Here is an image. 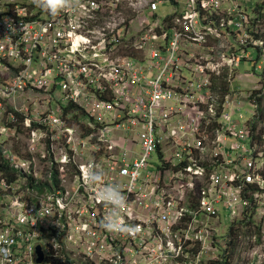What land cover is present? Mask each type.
<instances>
[{
  "label": "built area",
  "instance_id": "built-area-1",
  "mask_svg": "<svg viewBox=\"0 0 264 264\" xmlns=\"http://www.w3.org/2000/svg\"><path fill=\"white\" fill-rule=\"evenodd\" d=\"M253 2L0 0V264H264Z\"/></svg>",
  "mask_w": 264,
  "mask_h": 264
},
{
  "label": "rangeland",
  "instance_id": "rangeland-1",
  "mask_svg": "<svg viewBox=\"0 0 264 264\" xmlns=\"http://www.w3.org/2000/svg\"><path fill=\"white\" fill-rule=\"evenodd\" d=\"M262 1L263 0H254V3L252 5L253 10L251 11L252 16H254V14L258 10H262V9L257 10L258 5H261V6L264 5ZM171 11H172L171 5H164L160 9V14L162 17H164L170 14ZM259 23L261 26V31H260L261 37H262V40H264V20L262 21V17H260ZM257 50H261V49H257ZM262 50H264V48H262ZM251 55H252L253 61H256V64L250 61H242V63L240 64V72H235L234 79H233L234 87H235L234 89H236V92L238 94V88L236 87H239L246 101L242 100L241 105L235 107L234 109H232V111L229 110L226 112L225 110V112L229 116V119H227L225 123L228 125L230 123L238 125L237 131H239V129L242 128L243 125L247 123L248 124L246 125V128L248 126L253 127L254 125H257L256 126L257 129L255 132L252 129L253 131L252 136L254 140L257 142L259 149L262 148V150H264V141L262 142L257 138V136L260 135L261 133V136L264 139V99L262 100L259 106L252 105L251 103L247 102L250 99L251 94L253 93L254 89L261 88L262 92H264V53L260 56V59H258V53L256 51H251ZM257 65L260 66L261 68L258 69ZM233 80L231 82H233ZM218 81L219 80H217L216 83ZM230 89L232 90V88ZM236 92H234V94H236ZM217 107H219L218 103H217ZM79 119L83 120L82 116H79ZM11 144L13 146L18 145L20 147L24 145V140L20 139L19 137H16L15 139L12 140ZM226 214L227 216L229 215V213H226ZM226 223L230 224L229 219H227ZM255 223L261 227L264 226L263 219L260 220L256 218ZM222 235H224V233L220 232L219 236L221 237Z\"/></svg>",
  "mask_w": 264,
  "mask_h": 264
},
{
  "label": "clouds",
  "instance_id": "clouds-1",
  "mask_svg": "<svg viewBox=\"0 0 264 264\" xmlns=\"http://www.w3.org/2000/svg\"><path fill=\"white\" fill-rule=\"evenodd\" d=\"M59 0H34V3L40 7L42 10H46L49 14H55L57 11V5ZM105 199L108 198L107 193L101 194ZM119 225L120 228H124V226L117 220L116 217H112L106 221H102V226L108 230L112 231ZM127 231L131 233L132 229L129 227ZM0 251L6 252L7 249H0Z\"/></svg>",
  "mask_w": 264,
  "mask_h": 264
},
{
  "label": "trees",
  "instance_id": "trees-1",
  "mask_svg": "<svg viewBox=\"0 0 264 264\" xmlns=\"http://www.w3.org/2000/svg\"><path fill=\"white\" fill-rule=\"evenodd\" d=\"M262 10H258V12H261ZM261 15H263V13H261ZM263 20H264V15H263ZM223 77H225V75H222ZM223 82V81H222ZM221 88L223 89V95H226L227 93H228V89H227V84H221ZM257 125H254L253 127H252V129L254 130V132L256 131V129H257V127H256ZM255 136V135H254ZM257 138L260 140V141H264V139L262 138V136H261V133H260V135H258L257 136ZM235 234H237V232H235V230L234 229H232V242H231V244H234L233 242L235 241V240H237L236 239V236H235Z\"/></svg>",
  "mask_w": 264,
  "mask_h": 264
},
{
  "label": "water",
  "instance_id": "water-1",
  "mask_svg": "<svg viewBox=\"0 0 264 264\" xmlns=\"http://www.w3.org/2000/svg\"><path fill=\"white\" fill-rule=\"evenodd\" d=\"M37 251L39 253V259H38V262H40L42 260V253L40 251V248H37Z\"/></svg>",
  "mask_w": 264,
  "mask_h": 264
},
{
  "label": "bare ground",
  "instance_id": "bare-ground-1",
  "mask_svg": "<svg viewBox=\"0 0 264 264\" xmlns=\"http://www.w3.org/2000/svg\"><path fill=\"white\" fill-rule=\"evenodd\" d=\"M253 3H254V2H253ZM252 5H253V4H252ZM252 8H253V6H252ZM258 9H262V10H264V5H262V6H261V5H258L257 10H258ZM159 13H160V12H159ZM254 23H255V22H254Z\"/></svg>",
  "mask_w": 264,
  "mask_h": 264
}]
</instances>
